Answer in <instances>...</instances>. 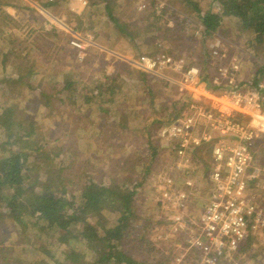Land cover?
<instances>
[{"label": "rangeland", "instance_id": "1", "mask_svg": "<svg viewBox=\"0 0 264 264\" xmlns=\"http://www.w3.org/2000/svg\"><path fill=\"white\" fill-rule=\"evenodd\" d=\"M19 1L28 5L29 3L36 5L32 0ZM101 2L103 0H100ZM141 3H146L148 11L151 10L150 6H154L157 9V15H163L154 17L155 20L152 22L153 28H158L150 30L151 27L147 30L142 26H137L139 29L136 28L134 31L141 33L136 34L134 39L123 37L121 29L146 17L143 15L144 17L138 18L135 10L136 5ZM35 8L36 12L43 17V25L47 32L52 28L59 31L54 35L46 36L44 44L53 45L52 50L56 47L59 50L60 46L63 48L62 55L67 56L69 61L66 66L70 67L76 77L74 86L52 98L47 111L55 110L56 114L51 112L54 115H47L48 118L41 119L39 123L40 127L46 131L53 148L67 147L72 150L71 153L67 150L63 151L59 156L60 160H57L64 168L63 174L69 179H75L73 183L75 188L81 184L80 176L86 171L96 176L97 179L103 180L116 175L126 177L127 182L124 184L135 189L134 205L140 218L136 229L131 231L122 244L135 259L154 264H206L202 261L204 253L202 254L200 246L195 244L197 238L202 239L200 229L195 222H192L196 221L204 199L194 197L191 199V205L184 212L171 202L163 203L154 185L161 184L160 174L167 169L166 149L162 154H158L155 164L148 170H146L148 166H143L141 163V156L138 157L139 153L147 155L150 151L147 138L139 133V129H142L145 122L151 121L156 111L163 110L164 105L168 109L167 113L172 111L176 93L169 91L172 87L162 80L145 74V78L141 79L139 77L141 70L126 59L127 57L135 59L142 54L153 53L157 47L159 50L172 48L176 50L182 47L189 57L196 61L193 63L199 65V60L201 61L204 57V47L211 49L222 47L227 51V61L237 55L241 56L239 79L248 80L254 74L255 66L264 64V56L259 54H263L260 44L254 40L255 34L243 30L233 18L228 19L227 17L224 18L218 30L205 36L194 7L184 4L183 0H116L115 19L120 21L121 27L114 23H101V21L94 30L85 23H81L79 26L82 29L79 31L67 30L60 22L66 20L67 16L75 18L74 11H68L63 6L54 7L53 11L50 9L47 12L40 11L36 6ZM5 10L11 12L16 17L15 19L18 18L19 13H16L14 8L7 6ZM177 19L182 21H177ZM18 21L23 27H10L8 38L5 34L0 35V44L3 47L9 42L13 43L17 38L26 39L9 61L8 72L11 73L12 70L14 74L21 66L29 65V55L38 56L36 68L48 61L38 52L37 48H34L33 44L31 45V39L36 34L31 29L32 25L35 26V22L31 21L30 26H24L26 20ZM46 31L43 33H47ZM74 31L84 35L83 37L87 40L91 38L89 41L93 40L94 43L82 40L85 45L84 49L73 46L71 40L77 36L74 35ZM192 33L193 38L190 37ZM107 37H109L107 42L110 43V48L103 43ZM29 45L32 48L27 53L26 48ZM47 50L48 47L43 48L45 53ZM50 59L53 58L50 57ZM209 69L207 67L208 73ZM53 71L56 75L63 72L60 65H56ZM166 71L175 74L171 69ZM63 85L64 83L60 82L56 89ZM97 85L103 95L96 97L90 108L85 109L82 105L84 99L81 93L89 94ZM77 94L79 99L74 103L75 106L71 102V97ZM15 95L12 93L8 98L9 101ZM59 98L65 101L60 103ZM107 105H110L109 111H107ZM156 129L152 127L149 130L150 136L158 143L164 144L165 142L157 137ZM201 148L203 146L195 150L199 156ZM204 150V154L199 157L201 162L198 168L201 170L209 166L208 170H210L212 167L210 154L206 152V148ZM125 165L127 169L123 170L122 167ZM121 170L123 172H120ZM176 172V170L173 171V174H177ZM34 178L38 180L39 185H43L42 178L36 174ZM183 183L184 177L181 176V181H177L176 186L181 187ZM100 217L102 221L108 223L114 218V213L103 212ZM4 228L0 233H9L10 241L15 243L20 236L18 233L20 226L14 225V221H9ZM41 233L39 228L30 225L24 242L19 241L18 244L28 246L46 243L47 238L39 235ZM251 236L255 238L248 246V250L246 249L247 251L245 250L234 259L223 260L220 264H264V229L256 231ZM47 248L45 253L44 251H26L23 256L39 260L48 254L47 257L51 261L58 259L57 247L47 246ZM15 263L18 264L17 260Z\"/></svg>", "mask_w": 264, "mask_h": 264}, {"label": "trees", "instance_id": "2", "mask_svg": "<svg viewBox=\"0 0 264 264\" xmlns=\"http://www.w3.org/2000/svg\"><path fill=\"white\" fill-rule=\"evenodd\" d=\"M32 1L38 2L48 10L53 11L54 7L63 6L70 11L69 7L75 0ZM183 2L194 7L205 36L218 30L224 18H233L240 28L255 34L254 40L260 44L263 52L259 54L264 56V0H183ZM114 4L116 0H103L101 3L100 0H86L81 13H74L73 19L69 16L66 19L69 22L74 20L78 22L75 26L71 23L77 31L82 29L79 23H85L93 30L101 21L121 27L120 21L115 19L117 11ZM141 4L143 6L140 8ZM141 4H137L135 9L138 18L146 17L121 29L123 37L134 39L136 34L141 33L134 31L137 26L147 30L151 27L150 30L158 28H153L152 22L155 20L154 17L163 15H157L154 6H150L151 10L148 11L146 3ZM7 6L19 13L17 19L11 12L5 10ZM0 11V35L5 34L7 38L10 27H23L18 20H26L24 26H30L31 21L35 22V26L32 25L31 29L36 34L31 39V45L33 44L34 48H37L38 52L48 60L41 67L36 68L38 56L29 55V65L21 66L16 74L11 70V74L8 72L9 61L26 39L17 38L15 40L17 43L9 42L5 47L0 44V232L5 229L9 221H14V225L20 226V229L18 228L20 236L15 243L10 241L9 233H0V264H16L15 260L18 264H154L135 259L122 244L131 231L136 229L140 218L134 205L135 189L125 185L126 177L116 175L103 180L86 171L80 176L81 184L75 188L73 185L75 179L67 178L63 174L64 168L57 162L63 151L67 150L71 153L72 150L67 147L53 148L46 131L39 125L41 119H47V115H54L51 112L56 114L55 110L47 111L52 98L57 97L56 94L65 89L69 90L76 83L75 74L66 66L69 61L67 56L62 55L63 48L60 46L59 50L56 49L57 47L52 50L53 45L44 44L46 36L54 35L59 31L52 28L47 32L43 25V17L30 3L28 5L19 0H0ZM178 19L177 21H182ZM44 31L47 33H43ZM190 37L193 38V33ZM108 38L103 43L110 48ZM44 47H48L46 53L43 51ZM31 48L32 46H27V53ZM160 50L157 47L154 52ZM169 50L164 49L174 56L186 57L188 66L193 62L196 63L182 47ZM212 51L213 49L204 47V57L197 63L201 65L199 67L202 78L210 87L217 89L210 80V72L217 63L216 59L212 58ZM50 57L53 59L51 60ZM56 65H60L63 70L58 75L53 71ZM207 67L208 69L210 67L209 73ZM139 74L141 79L145 78L143 71H139ZM263 79L264 64L262 63L255 66L252 77L248 80H240L239 84L254 87ZM60 82L64 85L56 89ZM173 90V88L169 89V91ZM12 93L16 95L9 101L8 98ZM81 95L84 99L82 105L88 109L94 99L103 95V92L97 85L89 94L81 93ZM190 98L191 96L175 97L172 111L167 113L168 109L164 105L163 110L156 111L151 121L145 122L142 129H139V133L147 138V146L149 145L150 148L147 155L138 154L139 158L141 156L143 166H148L146 170L155 164L158 154H162L166 148L164 144L158 143L150 136L149 130L170 123L182 111L181 106H185ZM77 99H79L78 94L71 97V102L74 104ZM64 101L65 99H60V103ZM109 109L110 105H107V111ZM65 132L68 134L67 131ZM203 148L205 149L206 146ZM203 148L200 156L205 152ZM206 152L209 153L207 150ZM200 156L194 152L195 163ZM122 168L126 170L127 166ZM35 174L40 178L44 176L41 180L43 185L38 184V180L34 178ZM107 211L114 213V218L105 223L100 214ZM30 225L40 229L42 233L39 235L47 238L46 243L28 246L18 244L19 241L24 242ZM254 238L249 235L245 239L244 247L240 248L238 255L248 250ZM47 246L57 247L58 259L51 261L47 257L48 254L39 260L23 256L26 251L45 253Z\"/></svg>", "mask_w": 264, "mask_h": 264}, {"label": "built area", "instance_id": "3", "mask_svg": "<svg viewBox=\"0 0 264 264\" xmlns=\"http://www.w3.org/2000/svg\"><path fill=\"white\" fill-rule=\"evenodd\" d=\"M74 33L73 46L84 49L82 40L94 43L90 35L87 40ZM226 52L222 47L212 51L217 63L210 80L217 89L209 88L200 68L188 66L183 55L163 51L126 59L172 87L176 97L191 96L170 123L156 129L165 142L168 166L160 174L161 184L154 186L163 203L171 202L183 212L194 197L204 199L192 222L199 226L202 239L195 244L206 264L236 258L245 239L264 228V79L254 87L240 85L241 56L227 61ZM200 146L209 151L210 170H199L200 159L195 163L194 152ZM181 176L184 183L178 187Z\"/></svg>", "mask_w": 264, "mask_h": 264}, {"label": "crops", "instance_id": "4", "mask_svg": "<svg viewBox=\"0 0 264 264\" xmlns=\"http://www.w3.org/2000/svg\"><path fill=\"white\" fill-rule=\"evenodd\" d=\"M33 3H35V2H33ZM36 6V5H35ZM85 5H83L82 4V2H81V0H75V1H73L72 3H71V5H70V7H69V9L70 10H72V11H74L73 13H77V14H79V13H81L82 12V9H83V7H84ZM34 7V6H33ZM45 9V11L43 10V12H47V10H48V8H44ZM37 10V9H36ZM55 17V16H54ZM66 19V18H65ZM67 20V19H66ZM66 20H62V21H60L61 22V25H63L64 26V28H66L67 30H75V27H73V26H75V24H76V22L77 21H75L74 20V22H69L68 20V22L66 21ZM71 23L73 24V26L71 25ZM78 23V22H77ZM80 24V23H79ZM77 31V30H76ZM86 33H89V32H86ZM92 36V35H91ZM92 38H93V36H92Z\"/></svg>", "mask_w": 264, "mask_h": 264}, {"label": "bare ground", "instance_id": "5", "mask_svg": "<svg viewBox=\"0 0 264 264\" xmlns=\"http://www.w3.org/2000/svg\"><path fill=\"white\" fill-rule=\"evenodd\" d=\"M163 51H164V50H160L159 52H163ZM159 52L157 51V52H153V53H146V54H143V55H152V54H154V53H159ZM191 65H197V64L192 63V64H190L189 66H191ZM197 66L199 67V65H197ZM199 68H200V67H199ZM200 71H201V69H200ZM202 81L206 82V84L208 85L207 81H205L203 78H202ZM208 87L211 88V89H214V88L210 87L209 85H208Z\"/></svg>", "mask_w": 264, "mask_h": 264}]
</instances>
